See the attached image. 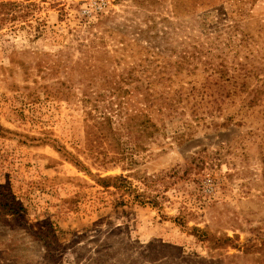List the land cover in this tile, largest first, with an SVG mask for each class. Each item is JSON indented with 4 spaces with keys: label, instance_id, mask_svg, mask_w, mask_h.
<instances>
[{
    "label": "rangeland",
    "instance_id": "1",
    "mask_svg": "<svg viewBox=\"0 0 264 264\" xmlns=\"http://www.w3.org/2000/svg\"><path fill=\"white\" fill-rule=\"evenodd\" d=\"M0 4V264H264V0ZM148 113L121 165L84 159Z\"/></svg>",
    "mask_w": 264,
    "mask_h": 264
},
{
    "label": "trees",
    "instance_id": "2",
    "mask_svg": "<svg viewBox=\"0 0 264 264\" xmlns=\"http://www.w3.org/2000/svg\"><path fill=\"white\" fill-rule=\"evenodd\" d=\"M2 6V4H0ZM205 94V93H202ZM149 96V95H148ZM182 95L178 94V92L171 98L169 104H175L180 101ZM204 96L201 95V99ZM150 99V98H149ZM190 102V101H189ZM192 109L195 111L196 108L194 105ZM151 114H145L142 116H135L126 124V131L125 133L121 132H113L111 127V123L105 119L103 121L98 122L95 125L89 124L86 128V139H85V154L84 159L89 160L90 157H95L96 161L101 163V167L104 169L112 168L116 165H121L124 162L128 155L132 153V151L140 150V148L144 147L145 143L159 134V129L157 124L160 120H156V118L151 117ZM171 117L173 120H176L174 116H166ZM126 138L124 140V138ZM107 143V144H105ZM60 153V150L58 149ZM71 157L70 161L74 164V166L79 169L80 171H85V167L83 163L78 158L72 156V154H68ZM124 167V166H122ZM117 182H128L123 177H114V178H101L98 180L100 186L104 187L105 189L114 188L116 191L120 190V186ZM137 199V197H136ZM6 207H10L9 204L4 205ZM12 213V208H10ZM182 214L180 213L177 217L173 219V221L178 224L182 228L188 229L191 233L197 235V238L200 241L208 242L212 244H219L222 246L226 243H230V238L225 239H217L214 243V240L211 238L208 240L206 238V231L199 230L197 228H189L187 226V222L182 219ZM216 246H214L215 248Z\"/></svg>",
    "mask_w": 264,
    "mask_h": 264
}]
</instances>
